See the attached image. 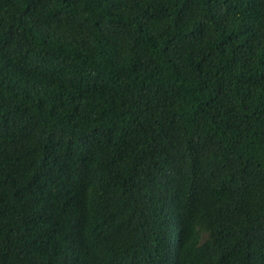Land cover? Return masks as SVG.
<instances>
[{
  "label": "trees",
  "instance_id": "obj_1",
  "mask_svg": "<svg viewBox=\"0 0 264 264\" xmlns=\"http://www.w3.org/2000/svg\"><path fill=\"white\" fill-rule=\"evenodd\" d=\"M0 264H264V0H0Z\"/></svg>",
  "mask_w": 264,
  "mask_h": 264
}]
</instances>
